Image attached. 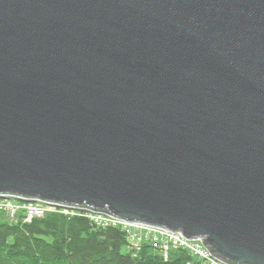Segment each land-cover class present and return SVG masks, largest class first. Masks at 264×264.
I'll return each mask as SVG.
<instances>
[{"label":"water","instance_id":"95a60500","mask_svg":"<svg viewBox=\"0 0 264 264\" xmlns=\"http://www.w3.org/2000/svg\"><path fill=\"white\" fill-rule=\"evenodd\" d=\"M0 196L264 264V0H0Z\"/></svg>","mask_w":264,"mask_h":264},{"label":"trees","instance_id":"16d2710c","mask_svg":"<svg viewBox=\"0 0 264 264\" xmlns=\"http://www.w3.org/2000/svg\"><path fill=\"white\" fill-rule=\"evenodd\" d=\"M0 211V264H201L185 250L169 259L145 245L133 256L119 228H97L87 218L48 212L23 222Z\"/></svg>","mask_w":264,"mask_h":264},{"label":"built area","instance_id":"2783aa9c","mask_svg":"<svg viewBox=\"0 0 264 264\" xmlns=\"http://www.w3.org/2000/svg\"><path fill=\"white\" fill-rule=\"evenodd\" d=\"M0 211L5 212L10 221H15L20 213L24 214L23 222L29 223L35 217L40 218L48 212H54L67 217L87 218L97 228H119L124 233L133 256L147 245L157 250L164 260L169 259L170 252L173 250H185L201 264H227L214 257L205 247L202 239H189L181 233L147 224L127 222L109 214L9 196H0Z\"/></svg>","mask_w":264,"mask_h":264}]
</instances>
